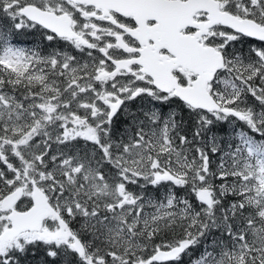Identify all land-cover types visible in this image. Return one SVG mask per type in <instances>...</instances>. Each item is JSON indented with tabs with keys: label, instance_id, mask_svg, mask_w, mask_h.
<instances>
[{
	"label": "snow or ice",
	"instance_id": "1",
	"mask_svg": "<svg viewBox=\"0 0 264 264\" xmlns=\"http://www.w3.org/2000/svg\"><path fill=\"white\" fill-rule=\"evenodd\" d=\"M0 264H264V0H0Z\"/></svg>",
	"mask_w": 264,
	"mask_h": 264
},
{
	"label": "trees",
	"instance_id": "2",
	"mask_svg": "<svg viewBox=\"0 0 264 264\" xmlns=\"http://www.w3.org/2000/svg\"><path fill=\"white\" fill-rule=\"evenodd\" d=\"M19 39L23 42L24 45H29L33 39H38V37H34L28 34H22Z\"/></svg>",
	"mask_w": 264,
	"mask_h": 264
},
{
	"label": "bare ground",
	"instance_id": "3",
	"mask_svg": "<svg viewBox=\"0 0 264 264\" xmlns=\"http://www.w3.org/2000/svg\"><path fill=\"white\" fill-rule=\"evenodd\" d=\"M23 37V36H22Z\"/></svg>",
	"mask_w": 264,
	"mask_h": 264
}]
</instances>
